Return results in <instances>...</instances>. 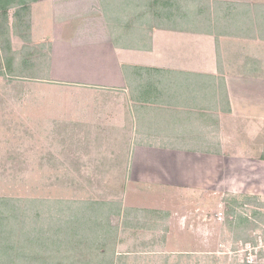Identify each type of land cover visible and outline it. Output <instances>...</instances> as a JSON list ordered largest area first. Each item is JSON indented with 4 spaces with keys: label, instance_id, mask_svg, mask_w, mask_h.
I'll return each instance as SVG.
<instances>
[{
    "label": "crops",
    "instance_id": "1",
    "mask_svg": "<svg viewBox=\"0 0 264 264\" xmlns=\"http://www.w3.org/2000/svg\"><path fill=\"white\" fill-rule=\"evenodd\" d=\"M106 2L31 4L25 46L51 58L48 77L36 79L53 94L42 99L83 105L65 125L88 137V164L71 165L69 177L122 186L113 201L140 210L142 223V210L159 212L148 229H132L147 234L174 220L176 204L236 185L237 169L264 192V0H214L207 21L182 7L185 16L158 17L154 0L142 15L138 0L110 15Z\"/></svg>",
    "mask_w": 264,
    "mask_h": 264
},
{
    "label": "rangeland",
    "instance_id": "2",
    "mask_svg": "<svg viewBox=\"0 0 264 264\" xmlns=\"http://www.w3.org/2000/svg\"><path fill=\"white\" fill-rule=\"evenodd\" d=\"M105 1H108L105 4L106 10L109 8L108 14L112 15L118 11L117 7L112 8L115 4L130 2L132 5L135 0ZM138 1L142 15L145 3L152 0ZM200 1L203 3L180 0L178 4L182 7L181 12H184L185 8L188 10L189 7L192 12L197 13L196 10L201 8L202 16L198 17L207 21L212 17V10L209 11L208 7L211 4L214 6V0ZM155 7L157 11L163 10L161 4ZM15 12V8L10 10L9 21H14L10 30L11 41L12 37L15 38V45L12 42L11 55L15 59L16 68L19 69L20 63L26 58L25 49L34 51V48L29 45L25 47L20 35V32L24 31L20 27L21 21L15 18ZM112 28L114 29V22ZM37 51L45 53L44 49ZM50 59L48 55L46 59H41L43 64L36 66L34 70L30 68L20 70L13 76L6 70L4 61L0 64V72H3L0 73V197L13 201L21 200L22 211L26 210L31 220L37 219L36 216L40 214V224L45 228L48 227L50 216L56 215L54 219L60 214L67 216L65 214H68V210L64 212L60 210L70 205L67 203L89 200L114 202V191L119 192L122 187L83 184V180L77 181L76 178L69 177L71 165L74 166L76 163L83 165L85 160L83 161L80 155H84L90 144L88 137L77 133L74 135L69 124L65 125L67 122L65 118H68L71 111H75L76 116L81 113L82 104H75L77 102L68 104L67 99L62 101V104L56 100L42 99L53 96L47 87L36 82L38 78L48 77L47 72L42 70L49 68ZM36 69L41 71L37 72ZM250 156L255 155L252 153ZM85 163L88 164V161ZM234 175L236 185L230 188L221 184L220 191L215 194V200L202 204L189 200L187 203L173 206L176 217L172 219L173 221L169 218L167 223L161 222L155 231L157 233L147 234L146 231L120 228L117 254L129 252L128 264H164V257L173 255L190 259H187L186 264H264V223L256 217L258 212L264 213V208L255 204L234 205V202H231L233 198L238 202H244L247 196L257 197L264 202V192L259 193L258 184L244 183L245 174L242 169H237ZM228 188L233 192L226 191ZM31 200L41 201L39 206H34L37 209H26L28 206L25 204ZM220 211L226 214V221H218L217 214ZM181 213L187 216L182 222L179 216ZM239 214L258 227L249 232L247 242H236L234 240L236 238L227 227L228 222H236ZM121 220L122 218L114 217V225L122 227ZM169 227L171 230L166 234ZM139 252L141 253L133 254Z\"/></svg>",
    "mask_w": 264,
    "mask_h": 264
},
{
    "label": "trees",
    "instance_id": "3",
    "mask_svg": "<svg viewBox=\"0 0 264 264\" xmlns=\"http://www.w3.org/2000/svg\"><path fill=\"white\" fill-rule=\"evenodd\" d=\"M36 1L0 0V57L3 56L0 58V64L4 61L6 70L12 76L20 70L28 68L34 70L36 66L43 64L41 59L47 57L36 49L34 51L25 49L26 58L22 60L18 69L11 55L13 49L10 30L13 26L9 25L10 10L15 8V18L21 21L20 27L24 31L20 32L21 38L29 43L31 4ZM153 3L155 6L159 4L163 6V10L154 12L158 17L185 16L179 13L180 0H154ZM208 10L211 11V5ZM196 11L197 13L192 12L188 7L186 17L202 16L201 8ZM231 202H234V205L255 204L264 208V202L257 197L247 196L244 202H238L233 198ZM20 204L21 200L13 201L0 197V264H128L129 255L117 254L120 227L114 225L113 218H123L121 228L124 230L148 229V220L157 218L160 214L157 211L142 210L146 219V222L142 223L138 216L140 210L124 209L120 202L115 201L89 200L67 203L70 205L60 209L63 212L68 210V214H65L67 216L60 214L55 219L56 215L50 216L48 227L45 228L40 224V214L36 216L37 219L31 220L26 210L22 211ZM39 204L41 201L31 200L25 206H28L26 208L28 210L37 209L34 206ZM257 214L259 221L264 223V213ZM227 227L233 233L236 242H247L249 232L258 228L241 214L237 215L236 222H228Z\"/></svg>",
    "mask_w": 264,
    "mask_h": 264
},
{
    "label": "built area",
    "instance_id": "4",
    "mask_svg": "<svg viewBox=\"0 0 264 264\" xmlns=\"http://www.w3.org/2000/svg\"><path fill=\"white\" fill-rule=\"evenodd\" d=\"M225 218H226V214L224 213V211H220L218 214H217V219H218V221H220V222H222V221H226L227 220V218H226V220H225ZM230 219H232V217H230ZM233 220V219H232ZM264 249V248H263ZM251 263V262H250Z\"/></svg>",
    "mask_w": 264,
    "mask_h": 264
}]
</instances>
